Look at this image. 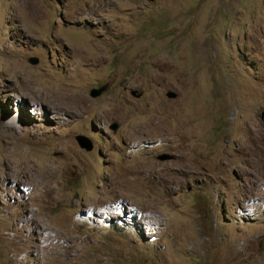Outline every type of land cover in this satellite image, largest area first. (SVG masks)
Returning <instances> with one entry per match:
<instances>
[{
  "label": "rangeland",
  "instance_id": "374dc122",
  "mask_svg": "<svg viewBox=\"0 0 264 264\" xmlns=\"http://www.w3.org/2000/svg\"><path fill=\"white\" fill-rule=\"evenodd\" d=\"M0 264H264V0H0Z\"/></svg>",
  "mask_w": 264,
  "mask_h": 264
},
{
  "label": "water",
  "instance_id": "95a60500",
  "mask_svg": "<svg viewBox=\"0 0 264 264\" xmlns=\"http://www.w3.org/2000/svg\"><path fill=\"white\" fill-rule=\"evenodd\" d=\"M31 63L35 64L37 63V58H32L29 60ZM108 88V84H104L98 88H93L89 91V95L90 97L92 98H95L99 95H101L106 89ZM134 96H137L135 93H133ZM167 96L169 98H174L175 97V94L173 93H167ZM110 129L113 131V132H116L117 129H118V125H111L110 126ZM75 141L77 143V145L79 146V148L85 150V151H91L92 148H93V144L92 142L85 136H82V135H77L75 136ZM160 160H169L171 159V156L167 155V154H163L161 155L160 157H158Z\"/></svg>",
  "mask_w": 264,
  "mask_h": 264
},
{
  "label": "bare ground",
  "instance_id": "6f19581e",
  "mask_svg": "<svg viewBox=\"0 0 264 264\" xmlns=\"http://www.w3.org/2000/svg\"><path fill=\"white\" fill-rule=\"evenodd\" d=\"M89 140H90V139H89ZM90 141H91V140H90ZM91 142H92V141H91ZM92 144H93V142H92ZM93 147H94V145H93ZM82 150H83V149H82ZM92 150H93V148H92ZM92 150H91V151H92ZM84 151H85V150H84ZM86 152H90V151H86Z\"/></svg>",
  "mask_w": 264,
  "mask_h": 264
}]
</instances>
